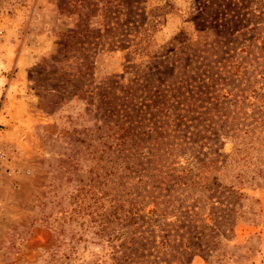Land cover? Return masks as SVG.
<instances>
[{
	"label": "rangeland",
	"instance_id": "1",
	"mask_svg": "<svg viewBox=\"0 0 264 264\" xmlns=\"http://www.w3.org/2000/svg\"><path fill=\"white\" fill-rule=\"evenodd\" d=\"M203 56L215 147L126 111ZM0 264H264V0H0Z\"/></svg>",
	"mask_w": 264,
	"mask_h": 264
},
{
	"label": "trees",
	"instance_id": "2",
	"mask_svg": "<svg viewBox=\"0 0 264 264\" xmlns=\"http://www.w3.org/2000/svg\"><path fill=\"white\" fill-rule=\"evenodd\" d=\"M221 6L218 10L222 11V14L230 16H240L242 15L241 11L245 9V7H239L237 3L226 5L228 7L226 9ZM210 50L205 49L200 54H207L208 56L210 55ZM184 55L191 58L193 53H184ZM205 56L201 57L206 61L202 66L200 63L197 65L196 62V66L184 65L179 67L178 73L174 76L162 75L165 76V79L162 81L159 79H148L144 81L146 84H136L132 88L133 92H130L129 88L126 91H122L124 97L128 99L124 106H130L126 111L133 114H139L143 111L145 113L151 112L154 118L151 121L153 126L157 127L159 124H162L163 121L161 119L167 120L181 132H189L193 129L192 135L194 139L195 137L197 138L196 141H191L193 145L197 146L199 139L203 138L211 141L215 147L218 139L221 136H226V125L218 126L219 124L225 123L223 118H219L224 114L225 109L221 106L224 102L221 104L218 99L211 95V91H214L216 88L215 86L218 81L216 77L219 73L214 74L209 71L214 70L210 65L213 61L208 64L209 58H205ZM195 57L199 58L198 56ZM179 62L181 61H176V63ZM157 84L160 85L157 86ZM155 88L156 91H154ZM135 100L136 103H134ZM149 101L151 104H149ZM131 103L132 105H130ZM116 108L117 105L114 104L112 109L116 110ZM133 114L126 115L130 118L131 123H137L142 119V122H139V124L147 126L145 116ZM203 134H206V136L201 137ZM213 146L212 154L217 159L221 158L222 155ZM192 149L194 148H189V150ZM194 159L196 160L197 157L195 156ZM217 159L212 163H217ZM196 164H199V162L191 163L193 168H198ZM193 171L191 168L183 169V172H186V174Z\"/></svg>",
	"mask_w": 264,
	"mask_h": 264
}]
</instances>
